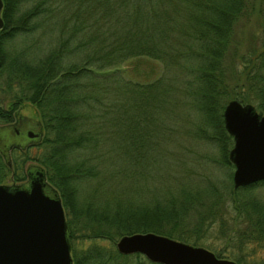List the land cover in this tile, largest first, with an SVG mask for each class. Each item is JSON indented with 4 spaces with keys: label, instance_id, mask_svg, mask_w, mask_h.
<instances>
[{
    "label": "trees",
    "instance_id": "obj_1",
    "mask_svg": "<svg viewBox=\"0 0 264 264\" xmlns=\"http://www.w3.org/2000/svg\"><path fill=\"white\" fill-rule=\"evenodd\" d=\"M255 4L2 0L0 119L10 121L24 101L38 110L42 134L33 159L59 193L71 264H162L114 246L118 236L141 231L190 243H195L191 237L200 239L197 233L220 234L228 246L236 240L232 252L238 257L222 247L208 249L236 264H264L254 256L255 247L264 245V179L230 187L224 201L218 188L229 173L222 172L217 183L210 164L215 157L203 149L216 146L218 161L232 165L226 156L232 138L221 117L228 99L256 102L264 112V46L235 58L233 41L248 9L264 13V0ZM15 40L21 41L19 49ZM137 55L159 59L160 75L140 83L112 70ZM250 60L246 70L233 69ZM186 124L203 145L202 159L183 147L185 134L179 130ZM24 150L10 152L12 166L0 157V181L9 173L14 180L24 178L22 162L31 157L29 148ZM145 177L197 186L142 197L135 180ZM223 202L246 221V231L223 222L213 230L215 220L226 215L216 207Z\"/></svg>",
    "mask_w": 264,
    "mask_h": 264
},
{
    "label": "water",
    "instance_id": "obj_2",
    "mask_svg": "<svg viewBox=\"0 0 264 264\" xmlns=\"http://www.w3.org/2000/svg\"><path fill=\"white\" fill-rule=\"evenodd\" d=\"M2 2L0 0V8ZM2 18L0 16V26ZM232 137L227 157L233 164L232 185L264 179V113L249 102L228 99L221 111ZM41 137V122L25 115L0 127V153L9 165L8 148ZM27 186L0 183V264H71L65 217L57 191L41 166L26 169ZM121 253L139 252L162 264H235L212 250L152 231L122 234L115 241Z\"/></svg>",
    "mask_w": 264,
    "mask_h": 264
},
{
    "label": "rangeland",
    "instance_id": "obj_3",
    "mask_svg": "<svg viewBox=\"0 0 264 264\" xmlns=\"http://www.w3.org/2000/svg\"><path fill=\"white\" fill-rule=\"evenodd\" d=\"M257 5H258V0H256L255 7H257ZM0 11H1V9H0ZM234 34H235V38L233 39V41H235V44H238V47H237L238 51H237V54L235 55V58L240 53H245V52H248L250 50L251 51L252 50L253 51L259 50L262 46H264V13L262 14L260 12H257L256 9H248L247 13H245V15L238 21V23L235 27V33ZM16 38H20V37H16ZM20 47H21V41L15 40L14 48L19 49ZM250 53H252V52H250ZM235 58H234V60H235ZM252 60H250L249 62H245V63H240L241 61H239L237 64H235L233 66V69L237 72L240 65H241L242 70H246L248 68L249 64L252 63ZM162 69H163L162 62L159 59L153 58V57H150L147 55H137V56L128 57L127 59L120 62V64H118L112 68V70L118 72L124 78L131 80V81L140 82V83H144L146 81H149V80H152V79L158 77L160 75V73L162 72ZM3 101H4L3 103H7L8 100L6 99ZM240 102L244 103L243 101H240ZM249 103H251L254 106V108L257 112H259L261 114L264 113L263 111H261L257 108V105L255 104L256 102L254 103V102L249 101ZM6 105H5V107H6ZM13 113H14V116L12 119L16 118V116L20 115V114L25 115V116H29V117H32L35 119H37V118L39 119V114H38L37 108L34 105H32L31 103H29L28 101H24L20 105H18L17 108L15 109V112H13ZM6 123H7V121L4 122L0 119V127L3 125H6ZM188 128H189V126L186 124V126H184L183 130H179L180 136H182L181 133L185 134V135H183L184 136L183 147H185L186 150L192 149L193 155L196 156V158H199L201 156L199 159H202L206 155V153L203 152V150H202L203 145L199 141L197 142L196 138L191 133H189ZM188 133L190 134L189 137H188ZM189 140H191V141H189ZM37 141L38 140L28 141V142H31L32 144L25 145L24 149H26V147L29 148L28 151H29V154H31V157L25 159L24 162H22V172H23L24 178L21 180H14L12 178V175L9 173L1 179L0 183L10 185V184H21L22 182H25V178H26L25 173H26V169L28 168V166H30V165L37 166V164H39L35 159H33L34 153L36 152V148L33 145L35 143H37ZM231 144H232V140H231ZM231 144H230L229 148L231 147ZM188 146L190 147V149ZM212 148L213 149L205 147L203 149H205L211 157H215L214 161H212V159H210V162H211L210 164L214 166V169H213L214 172L213 173L217 176V177H215L217 183H219L224 176L222 174V172L229 173V178L227 180H226V176H225L224 186L223 187L220 186V188L222 190L220 191L218 188V191L220 192L218 195V198L223 197V200L225 201L228 198V193H230V190H229L230 187H232V189H236V188L241 187V186L234 187L232 185L231 174H232L233 165L229 166L227 164L220 163L218 161L219 154H218L217 147L213 146ZM229 148L227 149V153H228ZM14 149L17 150V148H14ZM24 149L18 150V151L19 152L20 151L25 152ZM7 151L9 152V148ZM183 151H184V149H183ZM227 153H226V156H227ZM185 158H187L186 153H185ZM189 160H190V163L193 167H196V168L199 167V164H197L194 159L189 158ZM10 166H12V165L10 164ZM148 170H151V169H148ZM19 182H21V183H19ZM139 182H141V184H137ZM135 184H137V186L143 187V189H135L137 191V195H141L142 197H146L147 195H150L151 193H157V195H161L166 190H168V187L176 188V187H179L181 185H189L192 187L197 186L196 184H192V183H189L186 181H181L180 183H174V182L167 181L166 179H159L157 177H152V178L151 177L150 178L145 177L143 179H137V180H135ZM53 188L55 189V187H53ZM146 189H148V190H146ZM263 194H264V192H263ZM217 200L221 202L222 199H217ZM228 205L229 204L227 202H223V206H220L219 204L216 205V207L219 208L218 212H221V209H223V211H225L226 215L223 217L217 218L215 220V222L213 223V230L218 231L219 226H221V222H223L224 226L227 227L228 229L232 228V230L236 229V230L246 231L247 230L245 228L246 221L243 218L241 219L238 216L237 211L234 209H231V207H228ZM210 209H211V206H210ZM237 221H238V223H237ZM187 231L189 232V230H187ZM231 231H229V232H231ZM141 232H147V231H141ZM155 233H158V232H155ZM124 234H129V233H124ZM158 234L165 235L162 233H158ZM218 235L219 236L214 234V235H211L209 238L207 233H205V232H204V235L197 233L196 236H199L200 239L195 238V237H191L192 239H194L193 241H195V243H191V244L201 245V246H204L206 248H209L210 245L222 247L223 249L225 248L227 253L235 254V257H238L237 253L232 252V250H233L232 247L236 248V246H237L236 240L234 238L231 239V241L229 242L230 246H228V242L223 241L222 238H220V234H218ZM120 236H118L117 238H119ZM165 236H167V235H165ZM178 240H180V239H178ZM185 242H187V241H185ZM87 243H89V242L85 241L83 243V245H86ZM188 243H190V242H188ZM220 255L223 256L224 254L220 253ZM224 256L231 258L229 256H226V254ZM254 256L259 258L260 260H264V245L261 247L260 246L255 247ZM231 259H233L235 261V264L237 263V261L234 258H231Z\"/></svg>",
    "mask_w": 264,
    "mask_h": 264
},
{
    "label": "flooded vegetation",
    "instance_id": "obj_4",
    "mask_svg": "<svg viewBox=\"0 0 264 264\" xmlns=\"http://www.w3.org/2000/svg\"><path fill=\"white\" fill-rule=\"evenodd\" d=\"M17 117H18V115L16 116V118H14V119H12V120H10V121H7V123L6 124H9V123H13L14 121H16L17 120ZM28 144H32L31 142H27V143H25L23 146H20L19 144H17V143H12L11 144V146L9 147V152H8V156L10 155V152L14 149V148H17V150H22V149H24L25 148V145H28ZM0 157H1V159H2V161L4 160L3 159V156H2V154L0 153ZM25 182H27V179H25ZM21 183V182H20ZM24 183V182H23Z\"/></svg>",
    "mask_w": 264,
    "mask_h": 264
}]
</instances>
